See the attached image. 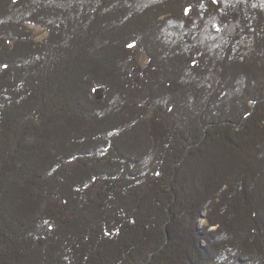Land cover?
Returning a JSON list of instances; mask_svg holds the SVG:
<instances>
[{"label": "trees", "instance_id": "obj_1", "mask_svg": "<svg viewBox=\"0 0 264 264\" xmlns=\"http://www.w3.org/2000/svg\"><path fill=\"white\" fill-rule=\"evenodd\" d=\"M0 264H264V0H0Z\"/></svg>", "mask_w": 264, "mask_h": 264}, {"label": "rangeland", "instance_id": "obj_2", "mask_svg": "<svg viewBox=\"0 0 264 264\" xmlns=\"http://www.w3.org/2000/svg\"><path fill=\"white\" fill-rule=\"evenodd\" d=\"M26 27H28V30H32L33 34H34V38L38 41H43V39L47 36V31L45 29H43L41 26L38 25H27ZM141 61L144 62L145 61V57L143 55H141ZM99 94H101V91H98ZM202 222H204V220H202Z\"/></svg>", "mask_w": 264, "mask_h": 264}, {"label": "snow or ice", "instance_id": "obj_3", "mask_svg": "<svg viewBox=\"0 0 264 264\" xmlns=\"http://www.w3.org/2000/svg\"><path fill=\"white\" fill-rule=\"evenodd\" d=\"M187 11V10H186ZM131 46V45H130Z\"/></svg>", "mask_w": 264, "mask_h": 264}]
</instances>
